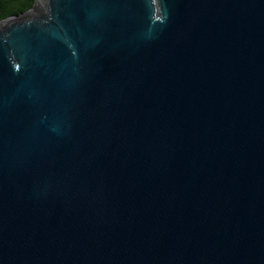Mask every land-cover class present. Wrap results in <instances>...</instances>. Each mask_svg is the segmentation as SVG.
<instances>
[{
	"label": "water",
	"instance_id": "obj_1",
	"mask_svg": "<svg viewBox=\"0 0 264 264\" xmlns=\"http://www.w3.org/2000/svg\"><path fill=\"white\" fill-rule=\"evenodd\" d=\"M0 264H264V0L1 20Z\"/></svg>",
	"mask_w": 264,
	"mask_h": 264
},
{
	"label": "trees",
	"instance_id": "obj_2",
	"mask_svg": "<svg viewBox=\"0 0 264 264\" xmlns=\"http://www.w3.org/2000/svg\"><path fill=\"white\" fill-rule=\"evenodd\" d=\"M36 0H0V21L26 12Z\"/></svg>",
	"mask_w": 264,
	"mask_h": 264
}]
</instances>
